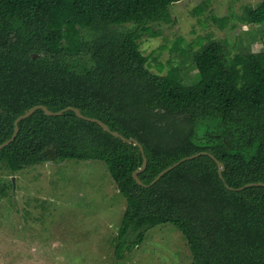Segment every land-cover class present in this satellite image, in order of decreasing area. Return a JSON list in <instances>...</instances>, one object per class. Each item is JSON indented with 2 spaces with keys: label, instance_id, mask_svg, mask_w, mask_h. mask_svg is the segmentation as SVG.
Wrapping results in <instances>:
<instances>
[{
  "label": "trees",
  "instance_id": "16d2710c",
  "mask_svg": "<svg viewBox=\"0 0 264 264\" xmlns=\"http://www.w3.org/2000/svg\"><path fill=\"white\" fill-rule=\"evenodd\" d=\"M178 1L0 0V143L33 105L76 107L142 145L138 177L147 186L132 177L142 162L138 147L71 110L47 116L38 109L19 121L0 164L15 175L49 160L103 161L126 202L116 260L147 229L171 224L191 264H264V187H226L264 183V41L256 52L227 56L224 40L208 38L183 51L182 63L153 73L139 40L159 35L155 24L172 23L169 6ZM239 20L264 28V0L245 5ZM200 151L224 164L222 179L202 154L148 185Z\"/></svg>",
  "mask_w": 264,
  "mask_h": 264
},
{
  "label": "rangeland",
  "instance_id": "374dc122",
  "mask_svg": "<svg viewBox=\"0 0 264 264\" xmlns=\"http://www.w3.org/2000/svg\"><path fill=\"white\" fill-rule=\"evenodd\" d=\"M259 1L172 3L173 22L155 24L160 34L139 40L148 69L164 74L169 64L183 62V51L195 50L208 38L224 40L227 56L256 52L264 28L239 17L245 5ZM199 6L200 12H194ZM213 17H224L226 23ZM12 173L0 164V264H191L185 238L171 224L147 229L124 259L114 258L113 240L126 202L103 161L49 160Z\"/></svg>",
  "mask_w": 264,
  "mask_h": 264
},
{
  "label": "water",
  "instance_id": "95a60500",
  "mask_svg": "<svg viewBox=\"0 0 264 264\" xmlns=\"http://www.w3.org/2000/svg\"><path fill=\"white\" fill-rule=\"evenodd\" d=\"M36 54H34L32 57H35ZM41 110L45 115L47 116H57V115H61L63 112L67 111V110H71L75 113V115L78 118H81L83 120L86 121H90V122H95L96 124H98L104 131L108 132L110 135H112L113 137H117L119 138L122 142L126 143V144H132L134 146H137L142 158V162L140 164V166L138 168H136L133 172H132V177L133 179L136 181V183L138 185L141 186H147L146 184H144L142 182V180L138 177V174L141 173L145 167H146V157L144 155V151H143V147L142 145L133 137H129L126 138L123 135H121L120 133H118L115 130H111L109 128V126L104 123L103 121L93 118L91 116H87L84 115L81 110L79 108L76 107H72V106H67L63 109L57 110V111H53L51 109H49L47 106L43 105V104H36L33 105L32 107L28 108L27 110H25L22 114L18 115L14 122H13V132L11 134V136L6 139L5 141H3L2 143H0V149L5 147L6 145H8L10 142H12L16 136V133L18 131V122L25 119L26 117L30 116L34 111L36 110ZM202 154H208L216 163L217 166V173L220 176V178L222 179V171L224 169V164L222 162H220L219 160L215 159V157L209 153H206L204 151H200V152H196L193 153L189 156H185L181 159H179L178 161L174 162L173 164L167 166L166 168H164L163 170H161L150 182L148 185H152L154 184L157 180H159L164 174H166L168 171L172 170L173 168H175L177 165H179L181 162L186 161V160H190L193 159L195 157H198L199 155ZM13 180V179H12ZM253 185H257V186H263L264 187V183L263 182H254V183H246L244 184V186L239 187V188H232L229 186H226L228 189L230 190H241L243 187H249V186H253Z\"/></svg>",
  "mask_w": 264,
  "mask_h": 264
}]
</instances>
